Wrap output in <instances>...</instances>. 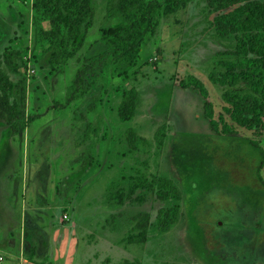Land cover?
<instances>
[{
  "label": "rangeland",
  "instance_id": "374dc122",
  "mask_svg": "<svg viewBox=\"0 0 264 264\" xmlns=\"http://www.w3.org/2000/svg\"><path fill=\"white\" fill-rule=\"evenodd\" d=\"M35 2L0 0V67L18 84L13 100L24 95L33 116L17 136L0 125V264H264V128L235 124L224 111V88L210 79L222 72L218 61L239 59L225 54L237 41L217 36L218 14L205 0H190L161 19L128 67L113 62L101 40L103 28L124 18L110 16L111 0H93L81 50L53 67L50 42L40 35L49 23ZM8 52H15L17 73ZM90 65V89L69 103L78 70ZM190 76L207 88L214 119L224 115L236 135L211 130L207 100L180 86ZM132 88L143 103L122 122L118 109ZM155 176L183 192L180 222L168 233L155 225L166 203L144 189L124 206L107 203L108 192L128 194ZM141 212L150 214L144 245L126 240Z\"/></svg>",
  "mask_w": 264,
  "mask_h": 264
},
{
  "label": "trees",
  "instance_id": "16d2710c",
  "mask_svg": "<svg viewBox=\"0 0 264 264\" xmlns=\"http://www.w3.org/2000/svg\"><path fill=\"white\" fill-rule=\"evenodd\" d=\"M208 7L218 16L215 18L214 29L221 39H235V50L225 52L226 55L239 58L238 61L220 60L218 65L222 72L210 74L214 84L224 88L223 100L227 104L224 111L231 120L240 127L249 130L264 128V0H205ZM190 0H111L110 16L124 18L117 26H107L101 31V40L108 46L113 62L132 67L139 59L141 47L148 37L157 34L160 21L176 12L180 7H186ZM35 8L49 28L41 31V38L50 42L47 51L52 52L50 63L53 67L65 64L76 57L82 48L80 38L83 30H88L95 18L93 0H36ZM15 52L6 53V63L11 72L17 73L18 65L14 63ZM91 65L78 70L69 94V103L76 96L84 95L91 85L88 75ZM183 89H194L207 100L204 105V117L209 121L211 130L218 135H236V130L226 122L224 115L214 119V106L208 101L209 92L205 85L195 76H190L180 83ZM9 73L0 67V124L6 127L13 136L19 135L32 121L27 117L24 104L25 96L19 101L13 100L18 91ZM143 100L139 92L132 88L125 90L123 100L118 109L122 122L132 121ZM167 124L161 126L156 135L161 148L166 136ZM134 136L131 146L136 144ZM254 148H259L252 141ZM264 160L260 164V170ZM125 189V188H124ZM124 189L108 192L107 203L113 207L124 206L138 189H144L157 197L166 205L160 209L156 219V227L161 233L170 232L181 217V202L183 192L175 181L167 176H155L151 183H134L125 194ZM144 202L145 195L137 197ZM117 216H112V223ZM135 226L131 228L127 241L144 245L147 242L150 228V214L141 212L132 218ZM113 229H118L113 227ZM123 264H136L125 262ZM141 264V262H137Z\"/></svg>",
  "mask_w": 264,
  "mask_h": 264
},
{
  "label": "crops",
  "instance_id": "0c3cea01",
  "mask_svg": "<svg viewBox=\"0 0 264 264\" xmlns=\"http://www.w3.org/2000/svg\"><path fill=\"white\" fill-rule=\"evenodd\" d=\"M1 125V124H0ZM1 127H4L3 125L1 126ZM7 130V129H6ZM0 140H2V139H0Z\"/></svg>",
  "mask_w": 264,
  "mask_h": 264
}]
</instances>
